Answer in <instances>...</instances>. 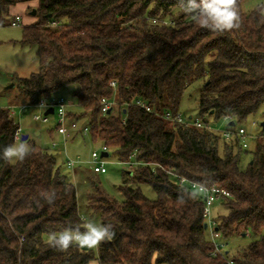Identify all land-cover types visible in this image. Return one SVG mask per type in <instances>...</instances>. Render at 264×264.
<instances>
[{
	"label": "trees",
	"instance_id": "obj_1",
	"mask_svg": "<svg viewBox=\"0 0 264 264\" xmlns=\"http://www.w3.org/2000/svg\"><path fill=\"white\" fill-rule=\"evenodd\" d=\"M243 1L241 28L221 34L180 13L179 0H0V27L10 8L36 2V21L23 28L21 43L37 47L40 71L15 79L11 104L26 109L73 87V107L81 114L70 118L83 119L92 142L113 150L119 162L139 163L117 187L122 201L95 181L99 175L88 178L87 207L102 224L113 225L114 238L97 254L75 246L60 252L49 245V234L75 225L83 230L86 223L78 191L57 158L28 137L35 152L23 162L0 159V264H264L262 123L243 165L249 148L238 138L226 141L207 128L162 117L180 112L196 81L204 83L198 111L205 124L214 118L236 125L258 114L264 104V22L259 7L245 13ZM103 99L115 102L105 115ZM229 124L231 130L235 125ZM19 128L10 109L0 107V150L17 142ZM177 176L228 193L220 201L227 212L213 218L215 228L226 248L248 232L251 242L231 258L226 248L213 256L204 198L189 200L185 189L196 191L179 185ZM142 185L157 198L148 199ZM44 191L55 192L54 204L45 202Z\"/></svg>",
	"mask_w": 264,
	"mask_h": 264
},
{
	"label": "rangeland",
	"instance_id": "obj_2",
	"mask_svg": "<svg viewBox=\"0 0 264 264\" xmlns=\"http://www.w3.org/2000/svg\"><path fill=\"white\" fill-rule=\"evenodd\" d=\"M264 5V0H244L242 7L245 13H250L256 8ZM29 6V7H28ZM36 8V5L32 2L26 7L15 6L10 8L4 15V26L0 27V107L9 108L13 114L15 121L20 125L22 129V136H29V142H35L38 146L47 149L58 160L62 171L69 179L75 184L78 191V205L81 215L84 217V221L87 223L92 221L96 224H102L99 214L94 213L87 207V195L91 190V184L88 178L94 176L91 164V155L94 151H98L101 154V143L92 142L91 138L86 135H82L79 131H72L70 136L66 140V145L62 137H58L57 133L50 134L51 130H55L56 124L54 118L51 117L49 124H44L41 121H35L33 119L35 114H41L43 111L36 106H29L26 111L22 109V106L11 104L12 85L17 78H28L33 73L40 71V64L38 60V50L35 45H23L21 43L23 39V28L27 26V23L36 18L30 14ZM21 17L22 21L17 26H12V22L16 20V17ZM203 81H196L191 84L185 91L180 112L185 117L197 118L199 117L198 100L201 89L203 87ZM73 87L65 88L58 92L55 97H64L69 103L74 106V99L72 97ZM69 113H79L80 109L72 106L68 108ZM73 117V116H72ZM77 122L83 123V119L77 120ZM208 122L212 127V131L223 137V133L229 129V121L221 119L216 121L214 118H209ZM264 122V104L257 115L249 117L243 122H238L234 127H231L232 131H237L240 128H244L247 134L249 143L248 153L243 154V165L247 164L251 160V151L255 147L256 135L261 131L260 124ZM37 132L40 134L37 135ZM55 141H53V139ZM17 141L16 143H19ZM53 142L58 143V147L54 149L52 147ZM222 151L223 147L220 146ZM69 159L82 162L81 167L69 169L65 166L66 161ZM107 173L97 176L95 181H98L101 186L112 196L119 201L123 200V196L117 190V187L127 179V174H130L128 166L119 162L113 152L109 151V156L106 158ZM12 162L11 164H15ZM141 189L144 195L150 199L155 200L157 195L155 191L149 185H142ZM227 211L221 206L220 202L215 204L212 209V216L214 219L225 214ZM209 236V232H208ZM248 237H236L229 241L226 248L229 252V257L237 253L241 248L246 247L251 242V232L247 233ZM95 254L98 252V248L92 249ZM92 264H99L98 261L92 262Z\"/></svg>",
	"mask_w": 264,
	"mask_h": 264
},
{
	"label": "clouds",
	"instance_id": "obj_3",
	"mask_svg": "<svg viewBox=\"0 0 264 264\" xmlns=\"http://www.w3.org/2000/svg\"><path fill=\"white\" fill-rule=\"evenodd\" d=\"M180 13L188 16L200 27L215 33L231 32L242 26V18L238 9V0H179L177 5ZM261 22H264V5L258 9ZM43 107V106H42ZM35 152V148L28 141L10 144L0 150V159L5 162H23ZM204 185H199L198 192L185 189L189 200L197 198L200 193L207 192ZM41 196L49 205L54 204L55 192L44 191ZM183 196L178 197V203L184 204ZM80 225L69 226L59 232L49 234V245L60 252H67L75 246L80 249L98 248L103 242L111 241L115 232L111 224H96L89 221Z\"/></svg>",
	"mask_w": 264,
	"mask_h": 264
},
{
	"label": "built area",
	"instance_id": "obj_4",
	"mask_svg": "<svg viewBox=\"0 0 264 264\" xmlns=\"http://www.w3.org/2000/svg\"><path fill=\"white\" fill-rule=\"evenodd\" d=\"M21 22L20 17H16V20L12 22V26H17ZM51 26L56 27L57 23L54 22ZM112 86H115L114 83L111 84ZM115 105V102L109 101L107 99H103L101 101V115H105L109 113L112 109V107ZM139 105L144 108L146 111L151 112V109L145 105L142 102H139ZM37 108L42 110L43 112L41 114H35L33 119L35 121H41L44 124H49L51 117L54 118V122L56 124L55 129L57 130V133L62 136L64 140V144L66 145V140L70 136L72 131H79L82 135H89V127L87 123H78L77 121L70 120L68 108L73 106L72 103H69L64 97H58V98H42L37 105H35ZM43 106V107H42ZM22 109H25V107H22ZM52 109L53 113L46 114L48 110ZM14 113L11 112V115L13 116ZM166 121L171 122L173 124H180L184 125L186 127H196L199 129L207 128L208 130L212 131V127L210 124H205L199 117L192 118V117H185L181 112H178L177 114L173 115L170 112L165 113L162 116ZM250 135L247 134V131L244 128H240L237 131H231L227 130L223 133V138L226 141H231L235 138H238L240 140V143L242 144V147L244 149L249 148V143L247 141V137ZM22 129L19 128L16 135L15 140L20 141L22 139ZM52 147L55 149L58 147L57 142H53ZM103 153H108L109 156V149L106 146H102L101 148V154L98 151H94L91 155V161L89 162L92 166L93 173L96 175H103L107 173V157H102ZM81 163L79 161L71 160L69 159L67 161V167L69 169H74L76 167H81ZM128 166V170H130V173H132L137 166H139L138 162H126L123 163ZM172 175V173H170ZM177 182L181 186H189L192 190L198 192L199 190V183L193 182L191 180H188L184 177L177 176ZM207 192L200 193L205 202V208H204V216L207 220L208 229L210 230L211 238L214 245V250L212 252L213 256H218L224 252V249L226 248V243L222 241L221 236L219 232L216 230L217 221L213 219L212 216V209L215 207V204L217 202H220L223 197L229 196L228 193H226L223 190L217 189L215 187H207ZM231 264H233L231 262Z\"/></svg>",
	"mask_w": 264,
	"mask_h": 264
},
{
	"label": "water",
	"instance_id": "obj_5",
	"mask_svg": "<svg viewBox=\"0 0 264 264\" xmlns=\"http://www.w3.org/2000/svg\"><path fill=\"white\" fill-rule=\"evenodd\" d=\"M35 15H36V10H33L32 13H31V16H35ZM14 86H15V85H12V87H14ZM49 113L52 114V113H53V110L50 109V110H48V111L46 112V114H49ZM229 125H230V126H234L235 124H234V122H230ZM262 126H263V128H264V123H262ZM27 139H28V136H23V137H22V140H23V141H26ZM102 157H108V153H103V154H102ZM207 227H208V225L205 224V225H204V228L207 229ZM83 250H88V249L85 248V249H83Z\"/></svg>",
	"mask_w": 264,
	"mask_h": 264
},
{
	"label": "crops",
	"instance_id": "obj_6",
	"mask_svg": "<svg viewBox=\"0 0 264 264\" xmlns=\"http://www.w3.org/2000/svg\"><path fill=\"white\" fill-rule=\"evenodd\" d=\"M32 3V2H31ZM35 5H36V2H33ZM30 3H25V4H19V5H17V6H24V7H26L27 5H29ZM29 7V6H28ZM17 17H19V16H17ZM21 18V17H20ZM21 21H22V19H21ZM34 23V20H32V21H30L29 23H27V25H31V24H33ZM12 25V24H11ZM15 87V86H14ZM70 108V107H69ZM72 109H73V106H72ZM69 110V109H68ZM24 111H26V109H24ZM69 116H70V113H69ZM70 118V117H69ZM70 120H73L72 118H70ZM57 133V132H56ZM40 133L39 132H37V135H39ZM58 134V133H57ZM59 135V134H58ZM29 137V136H28ZM58 137H62V136H58ZM55 141V140H54Z\"/></svg>",
	"mask_w": 264,
	"mask_h": 264
}]
</instances>
